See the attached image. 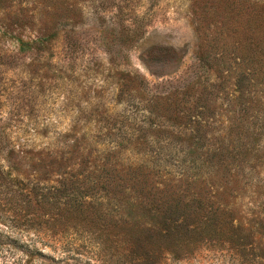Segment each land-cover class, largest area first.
<instances>
[{"label": "rangeland", "instance_id": "374dc122", "mask_svg": "<svg viewBox=\"0 0 264 264\" xmlns=\"http://www.w3.org/2000/svg\"><path fill=\"white\" fill-rule=\"evenodd\" d=\"M226 1L0 0V164L8 165L13 148L24 158L14 173L25 178L40 168L36 159L71 151L75 140L94 156L119 151L125 164L189 152L168 132L148 136L152 128L173 130L151 110L157 97L201 91L217 80L201 47L211 50L213 38L229 45L247 32L236 13L248 0H229V7ZM128 76L137 86L125 83ZM233 82L206 102L204 119L220 129L216 137L235 115L232 95L225 94L235 89ZM262 88L259 111L246 116L249 124L264 125ZM137 136L149 143L139 151L131 143ZM242 222L263 227L168 255L164 264H264V216ZM22 228L1 205L0 264H97L101 257L84 235L31 240ZM26 241L35 250H27Z\"/></svg>", "mask_w": 264, "mask_h": 264}, {"label": "trees", "instance_id": "16d2710c", "mask_svg": "<svg viewBox=\"0 0 264 264\" xmlns=\"http://www.w3.org/2000/svg\"><path fill=\"white\" fill-rule=\"evenodd\" d=\"M236 15L246 21L243 39L225 45L213 38L211 50L201 47L217 80L201 91L181 89L153 103L152 113L173 130L152 128L148 136L168 132L189 152L148 157L145 151L139 163L125 164L119 151L94 156L75 140L71 151L36 159L40 168L22 178L14 171L24 158L12 148L8 165L0 164V206L12 222L31 240L84 235L101 254L97 264H164L168 255L261 229L242 220L264 216V125L246 122L250 110L259 111L257 88L264 90V0H248ZM128 78L125 83L137 86ZM231 79L235 89L225 94L232 95L235 115L227 120V132L216 137L220 129L204 119L206 102L218 98ZM123 88L124 83L121 93ZM144 136L131 141L137 151L148 141ZM197 158L200 164L189 166ZM25 243L35 250L34 243Z\"/></svg>", "mask_w": 264, "mask_h": 264}]
</instances>
